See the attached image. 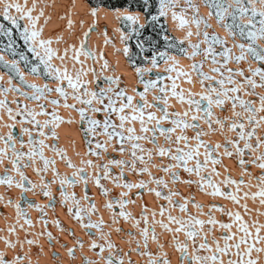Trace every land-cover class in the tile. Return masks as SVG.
Wrapping results in <instances>:
<instances>
[{
  "label": "snow or ice",
  "instance_id": "6c2138e0",
  "mask_svg": "<svg viewBox=\"0 0 264 264\" xmlns=\"http://www.w3.org/2000/svg\"><path fill=\"white\" fill-rule=\"evenodd\" d=\"M203 2L208 9L207 17L211 18L214 16L217 25L221 26L228 36L233 38L239 36L241 41H247V43L234 41V46L240 50L239 55L234 54L231 48L227 46V41L216 32L201 31V25H203L204 29L210 28L211 25L206 17L199 15V6L191 3V0H185V6H180V11H176L178 7L176 0H159L157 14H153L150 17L146 16V23L159 22L161 17H167L170 13L172 20L176 22L175 26L185 29L184 36L180 41L181 44L183 40L193 35L197 37L202 35L203 37L202 40H197L196 42L188 41L189 47L192 49L191 52H187L183 47H180L178 49L179 53L189 59H193L202 53V59L199 61L193 60L189 66V71L179 67V60L175 57L168 56L166 52L158 53L159 59L164 60L167 65L164 71L175 73V76H168L172 83L170 86L164 87L158 86L157 81L154 80H142L144 91L137 93L142 103L134 105L133 97L127 95L124 89L119 88L118 84V90L107 87L97 92L87 88L89 81L83 77L91 71L95 79L96 70L95 68L85 67L80 57L81 55L90 59L95 57V52L86 48L87 37L94 30V25H90L89 29L84 32V39L80 40L79 47L75 44H69L64 49V55H57V50L50 47L52 39L50 37L48 39L42 37L43 25L40 24V20L43 17L46 24L50 17L45 15L43 6H38L39 0H32L31 5L27 3V0H24V3L19 2V0H0V20L7 22V24L0 23V37L8 38V48L11 49L13 45V30H15L25 45H27L28 51L32 52L39 62L32 65L30 68L31 74L43 75L46 80L52 79L56 81L54 87H50L48 83H30L24 79L23 73L19 72L15 60L10 63H4V67L8 68L10 73L19 75L20 84L32 89V92H21L19 87L12 84L13 77L10 74L8 78L9 87H0V95L8 91H14L24 96L25 99L36 101L37 104L36 108L24 105V112L21 113L19 107L13 110L8 105L6 98H4L0 99V109L6 111L10 120H15L17 115H21V123L23 124L26 121L28 124L34 125L40 137L34 138L31 135L32 129L21 127V132L28 134L27 150H25V141L15 137L13 134V124H5L4 127L8 131L0 134V142L3 144L0 147V167L3 168V172H0V184L5 186L6 191L15 186L21 192V196L14 204L11 198L7 201L15 209L16 222L7 225L6 228L0 229V231L15 235L17 227H19L25 233L23 239L17 238V240H11L9 236L0 237L7 248H15L19 244L22 250L25 243L29 245L37 243V241L27 238L28 228L33 226V221L28 216L25 208L22 207V203H27L28 208L37 210L41 214L39 219L43 220L45 226L48 224L47 219H45L44 209L45 207L53 206L52 203L45 205L27 201L23 193L28 191L35 193V190L39 188L44 196L54 201L55 197L50 191V185L58 182L59 194L62 198L60 203L63 205L71 202L67 211L70 214H74V218L80 223L81 227L84 229L95 228L97 230L96 233L88 232L87 235L90 241L88 244L89 250H99L96 252L98 259L92 260L84 256L82 264H101V261L103 264H125L124 257L119 255L118 246L110 239L111 232L104 230V219L101 217L94 221L90 218L92 214L97 212L95 203L90 202L87 207L82 206L75 192L70 194L65 190V186H75L78 183H83L85 186L83 198L87 200L88 193L86 189L88 182L91 180L100 189L101 194L107 196L109 189L101 183L100 170L103 169V179H111L114 185L128 190L133 188L147 189L158 200L163 199L167 202L166 205L160 204L158 211L156 208L149 209L147 205L141 203L142 211L138 218L125 211L126 204L135 203L134 200L124 199L128 195L127 191L120 192L119 200H107L103 205L110 211L113 209L114 204L119 205L120 211L118 214L115 211H111V224L118 223V215L125 221H132V227L139 229L140 239L136 240L135 234L130 233L131 239L128 243L132 244L134 242L136 244V247L131 248L130 251H135L140 256L147 257L145 264H171L169 254L163 250L165 243L158 242L157 225L165 232L172 234L171 240L166 243L170 244L179 253L177 264H257L259 257L254 259L252 253L254 251L256 253H264V235L261 234L262 230H264V223H261L259 219L260 216H264V212H261L259 208L250 209L247 201L249 199L253 202L258 201L259 205L264 206V131L257 133L258 129H264V91H256L257 88L264 89V45L258 46L256 43L258 40L264 41V0H231V3L228 4H225L224 0H203ZM145 4H148V0H145ZM187 9L192 10L190 20L187 18ZM116 11L118 12L119 10ZM33 12L36 14L33 15ZM95 12V9L91 10L93 17ZM147 12L148 7H145V13ZM117 19L136 24L139 16L121 14L117 15ZM21 21L27 22L22 25ZM72 23L69 18L67 21L69 29H71ZM143 26L140 25V27ZM192 26H195V33L192 31ZM132 31L138 34L135 28ZM105 36H107L106 32ZM124 38V33L121 31V40H124ZM60 39L61 37H57L58 41ZM173 39L175 38L164 36L166 47L175 46L170 42ZM107 42L106 39L105 43ZM201 43L205 45L203 49H201ZM214 45H223L224 47L222 50L217 51ZM69 52L72 53L70 57L68 56ZM124 52L127 54V46H125ZM218 56L221 59H217ZM249 56L256 62V66L253 67L249 64L247 75L243 68L237 67L233 70L227 67L229 61H235L239 64ZM53 58L60 60L61 64H53ZM66 58L73 62L71 71L63 63ZM101 58L103 59L102 54ZM20 59L25 60L26 58L21 54ZM169 60L171 61L170 64L168 63ZM205 60L211 61L209 72L217 73L218 76L210 75L209 72L204 71ZM2 61L3 58L0 57V62ZM76 64L81 66L77 68L75 67ZM40 65H43L42 73L39 71ZM152 65L153 67L157 65V54L152 56ZM107 68L108 62L105 60L102 70ZM192 73L197 74L202 89L198 93L192 92L191 89L186 92L184 89L179 88L177 84L181 77L186 78L188 83H192ZM137 74H140L139 69H137ZM237 76L241 79H237ZM0 79H3V77H0ZM104 79L109 84H112L119 81L120 78L106 76ZM158 79H161V77H158ZM205 81H214L215 84L209 83L205 85ZM65 82L66 87L64 86ZM156 87L159 88V92L153 96V101H161L163 107L153 104L146 98V93ZM68 89L71 91H68ZM52 92L57 93V96L51 97L48 95ZM169 93L180 105L186 104L187 107L170 112L168 106ZM69 96L86 107L77 108L75 103H68ZM250 97H256L258 103L257 100H253ZM60 98H63L64 108L75 109L79 113L80 120L87 122L86 135L95 133L97 126L101 124L99 119L93 118L88 113L105 112L103 135L106 136L107 140L105 143L97 141L96 149L106 151V143H110L113 138H116L118 143H120L119 151L121 153L130 151V161L109 159L107 163H97L91 159H81L80 165H86L90 169L94 166V172L85 171L84 167H78L77 164L68 158L64 149L58 148L55 144L46 143L49 134L52 137L57 136L54 129L64 122L57 109V106L61 103ZM105 99H107V103H105ZM118 100L119 106H117ZM45 101L53 106L51 112L45 109ZM94 101L101 107L94 106ZM13 103L19 105V101L15 99ZM226 105L230 106V116H217L212 111L213 106L224 110ZM153 107L157 108L160 115L150 110ZM37 108L39 111L36 110ZM125 109H131V111L126 113ZM112 114L116 115L119 120L118 124L111 120ZM37 116H44L45 119L43 121L37 120ZM133 121L139 122V134H137L136 128L131 126ZM165 121L170 126H164L162 122ZM196 121H203L207 125L208 131L201 128L200 124L195 123ZM67 122L70 123L71 120ZM213 124L219 125V129L213 127ZM149 125L152 126L149 127ZM46 128L49 129L48 132H45ZM177 128L180 129L179 133L176 131ZM225 128H227L229 133L234 132L235 136L225 135L223 143H209L203 139L204 136L208 135L209 131L215 132L219 130L223 135ZM188 129H192L195 134L193 136L187 135L186 131ZM157 133L163 137L164 144L156 143ZM145 140L152 143L153 148L146 149L140 143ZM253 140L255 141L254 143ZM126 141L130 144V149H125L123 146ZM182 141L183 145H181ZM189 141H195V143H189ZM241 141H243V146H241ZM17 143L20 144L19 148L16 146ZM85 143L91 144V141L86 139ZM229 146H231L232 150H230ZM46 148L59 156L66 166L73 169V171L70 174L59 172L55 167V159L45 156L44 150ZM201 148H203L202 153L200 151ZM221 148H223V152L219 151ZM246 153L250 156L248 160L244 159ZM145 154L147 155V160H145ZM89 155L99 157L101 152L89 147L84 156ZM153 155L168 159L169 162L167 164L161 162V164H152V167L159 168L161 172L167 174L173 184L181 179L179 170L183 169L190 176L194 174L199 178L198 180H184L185 184H196L200 191L205 192L208 196L224 197L232 204L242 208L243 214L239 210H232L217 204H209V211L201 213L208 216L207 220L200 219L199 215L189 213V203H193V206L198 210L202 209L204 205L194 203L189 197H182L184 202L180 203L173 199L174 196H179L180 193L171 189L164 193L161 188H167L168 181L163 176H154L147 166L151 164ZM234 155L238 157L241 178L233 179L227 174L229 170L225 168L223 178L219 181H214L212 179L213 175L217 177L221 175L216 167V165L223 163L220 157H233ZM201 156H203V160H201ZM5 160L10 162L11 168L4 164ZM37 160L41 162L42 166H37ZM137 161H140L144 166H138ZM209 164L212 165L211 168H209ZM249 164L255 165L260 169V173L253 174L246 167ZM110 165H126L128 166V171L133 174L147 173L148 179H139L138 182L132 183L124 179L123 167L119 176H115L110 172ZM28 167H31L40 176L39 184L30 179L23 171L24 168ZM49 168H51L52 179L45 180L42 174L47 172ZM203 173H207V175ZM245 173L248 176L247 181L242 178ZM149 184H154L156 187H148ZM221 184L225 186L224 189L220 187ZM228 186H234V190H227ZM251 188L256 190H245ZM3 201L4 196L0 195V202ZM241 201L244 202L242 203ZM173 208L178 209L179 212L185 215H173ZM212 209H216L228 216L230 222L217 221L212 215ZM253 211L256 213L255 218L252 217ZM165 214H167L166 218ZM149 215H151V221L149 220ZM157 215L161 219H156ZM86 216L89 219L87 223H84V217ZM245 216L248 219H245ZM21 220H23V223H20ZM53 223L58 228L61 227L59 220H55ZM206 224H219L221 229L228 230L227 234L222 235L223 245L215 236L212 237V243L208 242L212 229L209 228L205 232L203 226ZM25 225L28 227H25ZM172 225H175V227H172ZM233 225L236 228L235 232L232 231ZM115 231L119 233L122 229L117 227ZM180 233L184 234L183 240L179 237ZM38 235H47L49 241L52 239V233L47 231L38 233ZM150 240L156 244V251H152L149 248ZM141 243L143 244L142 250ZM76 244L80 248L84 247V242L79 239L76 240ZM258 244L262 246L257 247ZM106 251L107 255H104ZM67 252L70 257H74L73 248H68ZM26 255L25 253L24 256H21L17 253L9 259L3 251H0V264H22ZM125 255H127V252ZM27 264H33V262L29 259ZM127 264H135V262L129 259Z\"/></svg>",
  "mask_w": 264,
  "mask_h": 264
},
{
  "label": "bare ground",
  "instance_id": "6f19581e",
  "mask_svg": "<svg viewBox=\"0 0 264 264\" xmlns=\"http://www.w3.org/2000/svg\"><path fill=\"white\" fill-rule=\"evenodd\" d=\"M196 5L199 6V15L204 16L208 19V23L211 25L208 30H214L218 35L223 37L227 44L231 45L233 49V53L236 55H239V50L237 47L234 46V43L231 42L230 37L225 32V30L217 25L215 17L208 18L207 12L208 9L206 8L204 2L202 0H192ZM229 3H231V0H227ZM19 2L24 3V0H19ZM178 7L176 8V11H180V6H185L184 0H176ZM27 3L31 5L32 0H27ZM38 6H43L44 13L46 16L50 17L48 22L45 24L43 17L40 20V24L43 25V32L42 37L44 39H48L49 37L52 39V44L50 47L57 50V55H64V49L69 44H75L77 47L80 46L79 42L81 39H84V32L89 29L90 25H94V30H92L88 37H87V43L86 48L90 51L95 52L94 58H87L84 55H81L80 59L84 62V66L88 68H95L96 70V77L93 78L92 72L89 71L86 76L83 78L88 80L89 83L87 84V88L89 90H95L99 92L103 88L112 87L114 90H118L117 84L119 85V88L124 89L127 95L133 97V104L142 103L140 100L139 95H137L138 92L144 91V84L141 83V81H148L153 80L157 81L158 86H170L172 81L168 79L169 75L175 76V73H167L164 71L165 67L167 66L164 60H160L157 62V65L153 67L152 65V59L143 64V65H132L127 60V56L130 50V46L128 43H126V40L128 38V35L130 34L128 30L123 29L120 25V20L117 19V15L121 14H132V15H138L139 19L136 22V24L131 25H144L145 22V16L144 12L138 9H129L128 7H115L110 8L103 4L96 3H90L89 0H39ZM95 9V16L91 14V10ZM116 10H119L118 12ZM187 18L191 19V14L188 12L187 9ZM15 14V13H13ZM36 13L33 12V15ZM63 17V18H61ZM72 20V27L71 29L67 26L68 19ZM165 20V24L167 25L170 33L177 39V42L180 43L181 39L184 36L185 29H180L175 26V23L172 18L171 14L167 17H163ZM82 21V25H81ZM26 23L27 21H21ZM203 26V25H201ZM119 29V30H118ZM195 29V26H192V30ZM121 31L124 33V40H121ZM105 32L107 33V36H105ZM57 37H61V39L58 41ZM107 39V43H105V40ZM203 39V38H202ZM191 40L192 42H196L198 39L196 35H193L189 37L188 39L183 40V43L188 42ZM236 42H239V40H236ZM257 44L264 45V41L258 40ZM127 46L128 52L125 54L124 48ZM202 47L204 48L205 45L202 43ZM187 52H190L189 50ZM168 56L175 57L177 60H179V67H183L185 70H189V66L193 62V60L199 61L202 59V55H198L194 57L193 59H189L184 55H181L180 53L176 52H166ZM101 54L103 56V59L101 58ZM34 55V54H33ZM72 55L71 52L68 53V56L70 57ZM0 57L3 58L5 63H10L13 60L10 59V57L4 52L0 50ZM36 59V57L34 56ZM107 60L108 62V68L102 70V65L104 64V61ZM53 64L60 65L61 61L58 59L53 58L52 60ZM71 71L73 68V62L66 58L63 62ZM168 63L170 64L171 61L169 60ZM18 64V62H17ZM251 64L253 67L256 66V62L251 60L249 57L241 61L239 64L235 63L234 61H229L227 67L232 68L235 70L237 67L243 68L245 71V74L247 75V68ZM1 65V64H0ZM81 65L76 64L75 67L79 68ZM211 66L210 60L204 61V71L209 72V67ZM19 72L23 73L24 79L30 83L34 82L37 84H44L48 83L50 87H54L56 84L55 80L49 79L45 80L43 75H33L30 71L25 70L22 68V66L18 65ZM137 69L140 70V74H137ZM210 75L218 76L217 73L209 72ZM106 76H113V77H119V81L116 83L109 84L108 81L104 79ZM0 77H3V79H0V87L8 88V78L9 73L2 69L0 67ZM158 77H161V79H158ZM237 79H241L239 76L236 77ZM258 79V77H257ZM98 82L103 83L102 87H99ZM205 85L209 83L215 84L214 81H205ZM13 85L20 88L21 92H32V89L27 88L25 86L20 85V83L13 82ZM177 84L179 85V88L184 89L186 92L188 89H191L192 92L198 93L200 92L201 86L199 84V80L196 73H192V83H188L186 81V78L181 77ZM66 87V82L64 84ZM135 89V91H133ZM68 91H71L68 89ZM257 92L264 91V89L257 88ZM159 88H152L146 93V98L152 102L155 105H159L160 107H163V104L161 101H153V96L155 94H158ZM51 97H56L57 93L52 92L50 94ZM111 95V93H109ZM169 95V111H178L182 108H186L187 105H180L175 98H172ZM6 98L8 105L13 109L16 110L18 107L20 109V112L23 113L24 105H28L30 108H36L37 102L30 99H25L24 96L14 92V91H8L7 93L0 95V99ZM198 98V97H197ZM249 98V97H246ZM253 100L258 99L256 97H250ZM19 101V105L17 103H13V100ZM60 105L57 106L58 114L63 117L62 123L59 124L58 127L54 129L57 136L52 137L50 134L46 140V143L48 144H55L58 148L64 149V152L68 156L69 159L72 160L73 163L77 164L78 167H81L80 160L81 159H91L93 161H96L97 163H107L109 159H124L130 161V151H125L124 153H121L119 151L120 143L116 140V138H113V140L110 143H106V151L98 150L96 149V143L99 141L100 143H105L107 138L105 135H103V125L99 126V128L96 129L95 133H88V135L84 138L83 133L87 129L88 125L86 121H81L79 113L75 111V109L71 108H64L63 107V98H60ZM126 102V97H125ZM68 103H75L76 107H86L85 105H81L80 103L74 101L71 96L68 97ZM105 103H107V99H105ZM45 109L49 112H51L53 106L50 104H47V102H44ZM94 106L101 107V105H98L94 101ZM117 106H119V100L117 101ZM39 111V109H36ZM151 111H154L157 113V115H160L159 111L156 107H153L150 109ZM131 109H125V112H130ZM212 111L217 116H230V106H225L224 110H221L220 108H217L213 106ZM26 115V113H25ZM88 115L92 116L95 119H100L101 123L104 121L106 113L101 111L99 113H88ZM50 118V117H49ZM22 116L17 115L15 120H10L8 118V115L4 109H0V134H4L8 131L6 127H4L5 124H13V134L15 137H18L20 139H23L25 141L24 149L27 150V140H28V134L21 132V127H27L32 129L31 135L34 138H40L39 133L34 125L28 124L26 121L22 124L21 123ZM37 120L43 121L45 119L44 116H37ZM71 120V122H67ZM111 120L115 121L117 124L119 123V120L117 119L115 114H112ZM195 123L200 124L201 128H203L205 131H208L207 125L203 121H196ZM164 126H170L167 124V122H162ZM136 128L137 134H139V122L133 121L132 125ZM152 125H149L151 127ZM51 127V126H49ZM82 127L84 128L82 131ZM213 127L219 129V125L213 124ZM49 129H45V132H48ZM177 133H179L180 129L177 128ZM261 131H264V129H258L257 133L259 134ZM92 134L93 137L90 135ZM186 134L189 136H193L195 132L192 129H188L186 131ZM150 135V134H149ZM235 136V133H229L227 131V128L224 130V134L222 135L221 132L215 131V132H208V135L204 136L203 139L206 142L209 143H215V142H224V136ZM86 138L93 139L94 146L92 144L89 145L93 150H97L101 152V155L99 157L89 155L84 156V153L88 151V146L85 143ZM255 141L253 140V143ZM145 148H153V144L149 141H141ZM158 144H164L163 137L157 133V141ZM189 143H195V141H189ZM181 145H183V141L181 142ZM243 146V144H241ZM3 144L0 142V147H2ZM18 148L20 147V144L17 143L16 145ZM125 149H130V144L126 141V143L123 145ZM167 146V145H166ZM230 150L231 146H229ZM201 153L203 152V148H201ZM220 152H223V148L219 150ZM79 153V155H77ZM45 156H50L53 159H55L56 164L55 167L57 170L63 174H70L73 169L66 166V164L60 159L59 156H57L55 153L50 151L49 149L44 150ZM220 159L222 160V164L216 165L218 171L220 172V176L217 177L215 175L212 176V179L214 181H219L223 178V175L225 174V168H227L228 175H230L233 179H239L240 176V167L238 164V157L235 155L233 157H227V156H221ZM245 160L250 159V156L246 153L244 156ZM145 160H147V155L145 154ZM201 160H203V156H201ZM163 162L164 164H167L169 161L165 157H158L153 155L151 158V164H148L149 170L153 173L154 176H163V178L168 181V187L167 188H161V190L164 193H167L169 189L179 192V196H174L173 199L176 201H179L180 203H183L182 197H189L191 201L194 203H200L203 204L204 207L202 209H197L193 206V203L188 204V212L193 215H199L200 219L207 220V215H202L201 213H207L209 211L208 205L209 204H217L222 205L225 208H230L232 210H239L243 214V209L239 208L238 205L232 204L229 200L225 199L222 196H208L205 194V192L200 191L198 186L196 184L187 185L183 181L187 179L192 180H198L199 178L196 177L194 174L189 175L188 173H185L183 169L179 170L181 179L177 181L175 184L172 183L169 176L159 170V168L152 167V164H161ZM192 163V162H190ZM4 164L7 165L9 168H11V164L9 161L5 160ZM137 165L140 167H143L144 164H142L140 161H137ZM37 166H42L41 162L37 160ZM82 167L85 168V171H91L94 172V166L93 168H88L86 165H83ZM110 172L112 175L119 176L120 170L123 167L124 169V179L136 183L139 179H148L147 173L143 174H133L128 171V166L126 165H110ZM212 165L209 164V168H211ZM248 169L253 174H259L260 169H258L255 165L249 164L246 165ZM23 171L25 174L39 184L40 182V176H38L31 167L24 168ZM0 172H3V168L0 167ZM101 173V183L109 189L108 195H102L100 192V189L94 184L93 181H89L87 184V193H88V199L85 200L83 197L85 195V186L83 183H78L75 186H65V190L69 192L70 194L75 192L76 196L80 199V204L82 206L87 207L90 202L95 203L97 212L95 214L91 215L92 220H97L99 218L104 219V230L106 232L110 231L111 236L110 239L113 241L114 244H116L120 250L119 255L124 257L125 264H127L128 260L131 259L135 262V264H145V261L147 260V257L140 256L139 253L135 251H130L131 248H135L136 244L133 242L132 244H129L128 241L131 239L130 233L135 234V239L139 240V229L132 227V221H125L122 217H119L117 215V224H111V211H115L117 214L119 213V205L114 204L113 209L110 211L103 207L104 203L107 200H119L120 199V192L121 191H127L128 195L124 197V199L129 201H135V203H128L125 205V211L130 212L134 217H139L140 212L142 211L140 205L141 203L148 206L149 209L156 208L157 211L159 210L160 204H167L166 201L163 199H157L153 193H150L147 191V189H137L133 188L131 190L123 189L121 187H118L117 185H114L111 181V179H103V169L100 170ZM204 175H207V173H203ZM44 176L45 180H51L52 179V172L51 168L45 173L42 174ZM245 181H247L248 176L245 173L242 177ZM255 183V181H253ZM148 187H156L154 184H149ZM222 189L225 188L223 184L220 185ZM227 190L232 191L234 190V186H228ZM250 191H255V188L251 189H245ZM50 191L52 192L53 197H55L54 201L50 200L49 197H46L42 194L41 190L37 188L35 190V193L33 192H24L23 196L25 200L32 201L37 204H49L52 203L53 206L51 207H45L44 209V215L45 219H47L48 224L45 226L43 220H40V213L35 210L28 208L27 203H22V207L25 208V210L28 213V216L33 221V226L28 228L27 238L37 241V243L29 245L27 243L24 244L23 249H20V245L17 244L15 248H7L4 244L3 239H0V251H3L7 258L11 259L14 255L19 253L21 256H24L26 253L24 261H22V264H27V261L30 259L33 264H82V260L84 256L89 257L92 260H97L98 257L96 256V252L99 250L91 251L88 248V244L90 243L89 237L87 235L88 232L96 233V229H84L81 227L80 223L74 218V214H70L67 211V208L70 206L71 202L69 204H61V197L59 194V183L50 185ZM210 191V190H209ZM0 195L4 196V201L0 202V229L6 228L7 225L15 223V209L12 205H9L7 203L8 199L11 198L13 201V204L17 202L19 197L21 196V192L19 188H16L15 186L7 189H5V186L0 184ZM242 203L244 201H241ZM248 206L250 209H256L259 208L261 212H264V206L259 205L258 201L253 202L251 199L247 201ZM212 215L215 217L217 221H223V222H230V218L220 211L216 209H212ZM173 215H185L184 213L179 212L178 209L173 208L172 209ZM165 214V218H166ZM252 217H256L255 211L252 212ZM245 219H248L247 216L244 217ZM89 217H84V223L88 222ZM156 219H161L159 215H157ZM260 222L264 223V216L259 217ZM59 220L61 227L58 228L53 221ZM149 220L151 221V215H149ZM20 223H23V220L20 221ZM142 226V225H141ZM25 227H28L25 225ZM119 227L122 229L119 233L115 231V228ZM172 227H175V225H172ZM204 231L207 232L209 228L212 229L211 233L209 234L208 242L212 243V237L215 236L217 239L220 240L221 245H223L222 235L227 234V229H221L219 227V224L216 225H204L203 226ZM50 232L52 233V239L49 241L47 235H38V233L43 232ZM232 231L235 232L236 228L235 225H233ZM156 232L159 234V241L160 243H165L164 251L169 254V259L171 261V264H177V257L179 255L178 252H176L170 244L166 243L167 241L171 240V233H167L164 230H162L159 225L156 226ZM262 235H264V230H262ZM3 236H9V239L11 240H17V238L23 239L25 237V233L17 227V231L15 235H10L6 231H0V237ZM179 237L181 240L184 239V234L180 233ZM79 239L84 242V247L80 248L76 244V240ZM199 239V238H198ZM190 243V242H189ZM231 243V241H230ZM262 246L261 244H258L257 247ZM243 247V246H242ZM73 248L74 250V257H70L68 255L67 249ZM149 248L152 251H156V244L153 243L151 240L149 241ZM143 249V244L141 243V250ZM127 252V255L125 253ZM104 255H107V251L104 253ZM115 255V253H114ZM253 258L259 257L257 260V264H264V253H256L255 251L252 253ZM101 264L103 262L101 261Z\"/></svg>",
  "mask_w": 264,
  "mask_h": 264
},
{
  "label": "rangeland",
  "instance_id": "374dc122",
  "mask_svg": "<svg viewBox=\"0 0 264 264\" xmlns=\"http://www.w3.org/2000/svg\"><path fill=\"white\" fill-rule=\"evenodd\" d=\"M91 1L93 3H96V5H97V3L101 2V1H104V0H91ZM126 1H128L131 4H135L137 0H126ZM138 1L140 2V4L144 8V11H143L144 12V16H145L144 26L143 27H140L139 25H131V22H127V21L120 20L121 27L123 29H125V30L127 29L128 32L130 33L128 35L127 40H126V43H128L129 46H130V50H129L128 56L126 57L127 59L129 57H134L136 59L139 58V53L135 50V48L137 50H139L140 52H142V50L145 49L146 51H148V52L151 53L150 54L151 56L141 55L140 58L142 59V61L144 62V64L147 63V62H149L152 59L153 54H157V62H159L160 60H162V59H159L158 53H160V52H170L166 48H174V49H176L177 52H179L178 49L180 47H183L186 51H188V50L190 52L192 51V49L189 47L188 42L182 43V44L177 42V39L170 33L167 25L165 24V20L163 19V17H161L159 19V22H149V23H146V16L147 17H150L153 14H157V8H158L159 0H148V4L147 5L145 4V0H138ZM191 3L195 4L192 0H191ZM224 3L225 4H228L229 2L227 0H224ZM145 7H148V12L147 13H145ZM151 8H153V10H154L155 13H153V14L151 13ZM191 11H192L191 9H188V12L190 14H191ZM0 23L7 24V22H4L2 20H0ZM21 24L23 25V22H21ZM147 26L152 27V30H151L152 31V35H154L156 38H160V41H161V43H162V45L164 47H166V43H165V40H164V36H168V37H171V38H175L172 41H170L173 44L175 43L174 44L175 46L174 47H166L165 49H160V50L156 49V41H155L156 38L153 39V40H151V38H153V37H151L150 35H148V34L145 33V30L144 29ZM133 28H135L137 30L138 34H136V33H134L132 31ZM192 31H193V33H195L196 29H194ZM201 31L202 32L203 31H208L209 33H211L214 30H212V29L211 30L204 29L203 26H201ZM143 37L146 40L142 41L141 38H143ZM202 38H203L202 35H201V37H197L198 40H202ZM12 39H13V45H12V48L9 49L8 48V38L7 37H0V50L1 51H4L10 57L11 60H15L16 61V64L18 62L17 67H18V65H20V66H22L23 69L30 71V68L32 67L33 64L39 63L38 60L34 58V55H33L32 52L28 51L27 45H25L24 41L19 37V35L15 32V30H13V38ZM230 39H231V42L232 43H234V41L236 42V40H239V42L247 43L246 40L245 41H241L239 36H236L234 38L233 37H230ZM227 46L230 47L231 50H232V52H233V49H232L231 45L227 44ZM223 47H224L223 45H214V48L217 51L222 50ZM201 49H203L202 43H201ZM239 52H240V50H239ZM21 54L24 55V57L26 58L25 60H21L20 59V55ZM201 55H202V53H201ZM249 58L251 60H253L250 56H249ZM217 59H221V58L218 56ZM129 62L132 63V65H136V63H134L133 61L132 62L129 61ZM0 64H1L0 67L2 69L6 70L9 73V75L10 74L12 75V77H13L12 78V83L14 81L17 82V83H20L19 75L18 74H16V73H10L8 68H5L4 65L1 62H0ZM39 71L41 73L43 72V65H40ZM44 79H45V77H44ZM47 80H49V79H47ZM98 85H99V87H102L103 86V83L98 82ZM101 124L103 125V122ZM101 124L99 126H101ZM99 126H97V128H99ZM83 129L84 128L82 127V131H83ZM83 135H84V138H85L88 134L86 135V132H84ZM90 135L93 137L92 134H90ZM86 139L87 140H90L91 141V144L94 143L93 139H90V138H86ZM125 143L126 142H124V144ZM240 143L243 144V141H241ZM89 145L90 144H87L88 148H89ZM92 145L94 146V144H92Z\"/></svg>",
  "mask_w": 264,
  "mask_h": 264
},
{
  "label": "trees",
  "instance_id": "16d2710c",
  "mask_svg": "<svg viewBox=\"0 0 264 264\" xmlns=\"http://www.w3.org/2000/svg\"><path fill=\"white\" fill-rule=\"evenodd\" d=\"M90 1V3H93L91 0H89ZM138 1V0H137ZM136 1V3L135 4H131V3H129L128 1H126V0H104V1H101V2H99L98 4H103V5H105V6H107V7H110V8H115V7H124V6H126V7H128L129 9H131V10H133V9H139V10H142V11H144V8H143V6L140 4V2L138 1L137 2ZM153 3V2H152ZM154 4V3H153ZM151 13L153 14V13H155L154 12V10H153V8H151ZM145 33L146 34H148V35H150L151 37H153V38H151V40H153V39H155L156 37L154 36V35H152V27H149V26H147L145 29ZM141 40L142 41H144V40H146L144 37L143 38H141ZM156 49H158V50H160V49H165L166 47H164L163 45H162V43H161V41H160V38H156ZM175 44V43H174ZM166 49H168L169 51H172V52H176V53H179V52H177L176 51V49H174V48H166ZM135 50L139 53V58L138 59H136V58H134V57H129L128 59V61H133L134 63H136V65H142V64H144V62L142 61V59L140 58L141 57V55H144V56H151L150 54V52H148V51H146L145 49H143L142 50V52H140L139 50H137L136 48H135ZM3 65H4V61H2L1 62Z\"/></svg>",
  "mask_w": 264,
  "mask_h": 264
}]
</instances>
